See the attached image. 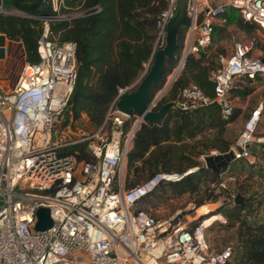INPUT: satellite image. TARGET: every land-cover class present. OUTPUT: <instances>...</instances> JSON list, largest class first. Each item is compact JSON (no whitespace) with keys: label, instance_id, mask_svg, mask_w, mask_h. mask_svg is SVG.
Segmentation results:
<instances>
[{"label":"built area","instance_id":"obj_1","mask_svg":"<svg viewBox=\"0 0 264 264\" xmlns=\"http://www.w3.org/2000/svg\"><path fill=\"white\" fill-rule=\"evenodd\" d=\"M177 1L167 0L158 16V44L166 43ZM52 2L59 10L62 0ZM230 6L255 24L256 31L232 36L231 51L221 55V62L210 73L214 97L191 82L173 99L172 106L191 110L216 100L228 119L234 110L231 90L236 78L264 79V0H188L191 23L183 27L180 60L152 96V109H158L187 54H200L209 46L217 26L226 22ZM2 12L16 11L0 0ZM63 16L44 17L38 40L40 60L23 57L11 83L0 79V264H227L232 259V244L212 247L207 217L192 225L183 218L182 209L165 217L136 209L139 200L160 182L187 173L158 171L126 187L127 152L144 118L124 114L114 103L108 112L111 132L107 135L103 128L95 132L72 125L59 128L77 77L76 42L50 38L51 21ZM136 84L120 87L116 100ZM263 110L264 101L251 110L230 149L234 159L254 160V142H264V134L256 135ZM130 117L131 126L124 131V122ZM82 141L90 155L80 160L66 148ZM216 153L222 152L210 154ZM220 185L226 187L225 180ZM41 206L50 207L53 223L37 229Z\"/></svg>","mask_w":264,"mask_h":264},{"label":"trees","instance_id":"obj_2","mask_svg":"<svg viewBox=\"0 0 264 264\" xmlns=\"http://www.w3.org/2000/svg\"><path fill=\"white\" fill-rule=\"evenodd\" d=\"M4 4L20 12L0 13V29L10 38L24 43L30 61L40 60L38 40L43 34L44 17L64 14L51 21L50 38L76 42L77 77L61 115V127L75 126L79 122L90 132H95L110 124L108 112L112 105L117 104L119 88L138 80L145 63L154 61V52L158 48L157 20L167 6V0H62L59 10L54 8L52 0H4ZM225 15L227 20H235L249 35L257 29L232 6ZM183 40L182 27L176 56L166 59L161 80L151 88L152 96L164 86L177 65ZM215 66L204 50L199 55L188 53L157 108L178 98L181 89L191 82L214 97L215 85L210 73ZM242 78V81L235 82L231 98L245 99L254 91L253 82L256 80ZM240 114V109L234 105L232 115L226 119L220 103L212 100L191 110L170 106L160 120L142 121L127 152L126 187H132L158 171L187 173L179 179L160 182L139 200L136 209L150 210L139 204L150 202L155 205L152 202L154 194L165 188L176 194H198L197 206L218 201L227 191V187L220 185L223 174L235 159L226 168L213 170L202 162L201 157L214 150L227 152L231 149L236 138L229 136V125ZM132 120L133 117L125 120L124 131L130 128ZM66 151L75 152L80 160L90 155L84 141L70 145ZM239 186V191L230 193L231 197L235 198L238 192L244 193L243 185ZM245 199L244 205L235 203L229 207L223 202L215 210V213L222 212L227 217V225L237 228L232 259L227 264H264V219L250 220L245 215L246 210L261 208L263 200L253 195H245ZM212 215L214 212L191 224L196 225Z\"/></svg>","mask_w":264,"mask_h":264},{"label":"rangeland","instance_id":"obj_3","mask_svg":"<svg viewBox=\"0 0 264 264\" xmlns=\"http://www.w3.org/2000/svg\"><path fill=\"white\" fill-rule=\"evenodd\" d=\"M233 35L236 36H246L249 35L248 32L244 31L240 26L237 25L235 20H226L223 24L217 27V30L213 36L212 42L207 46L204 51L210 60H213L214 65H218L221 62V55L228 54L231 51V38ZM4 43V37L0 38V45ZM165 44H158V48L163 47ZM4 54L3 46L0 49V55ZM180 60V56H179ZM178 60V62H179ZM177 62V63H178ZM150 63L145 65L142 75L146 74L150 69ZM141 75V76H142ZM242 77L236 78L235 82L242 81ZM255 86L254 91L243 99L241 97H232L234 105L237 106L241 114L229 125V136L233 138H238L243 129L244 123L249 116L253 108L264 101V79L256 80L253 82ZM166 92V91H165ZM164 92V94H165ZM62 125V117L58 122L59 128ZM75 127L83 128L84 130L90 132L89 128H85L83 124L76 122ZM110 125V126H109ZM105 129L104 132L107 135L111 132V123ZM264 134V110L262 119L258 125L256 135ZM254 160L249 161L247 159H235L230 165L228 170L223 174V180H225L227 191L222 195V197L215 202H206L204 205H196V199L199 197L198 194H176L170 188H165V190H159L157 194H154L152 198V203H142L139 206H145L150 209V211L158 217H165L171 215L176 209H182L183 218L188 222H193L196 219L202 218L210 212H214V215H220L216 218L214 222L210 225L207 230V237L212 244V247L219 249L226 244H235L236 242V226H229L226 223L227 217L222 212L215 213V210L223 203L226 202L229 207H232L236 202L230 193H235L239 191V184L243 185L244 195H253L258 199H262L263 205L257 210H246L245 215L250 217V220H263L264 219V142L255 141L253 146ZM202 162L204 161V156L201 157ZM127 172V161L125 167V174ZM234 196V195H233ZM225 198V199H224ZM233 198V199H232ZM246 199H244L245 201ZM214 210V211H212ZM212 215V217L214 216ZM222 215L226 219L222 218ZM211 218V216H210ZM209 219V217H208Z\"/></svg>","mask_w":264,"mask_h":264},{"label":"water","instance_id":"obj_4","mask_svg":"<svg viewBox=\"0 0 264 264\" xmlns=\"http://www.w3.org/2000/svg\"><path fill=\"white\" fill-rule=\"evenodd\" d=\"M187 1H177V12L167 26L166 43L163 47L155 50L154 61L150 65L149 71L136 80V83H139L137 88L125 91L118 98L117 109L120 112L127 115L138 114L145 120L158 121L164 116L167 109L173 105V100H169L163 103L158 109H152L150 107V100L152 98L151 88L153 84L161 80L165 71L166 59L176 56L181 28L191 23V17L187 13ZM262 59L264 61V57ZM170 84L171 82L167 88ZM71 136L75 137L74 135ZM204 160L207 167L213 170H220L221 168H226L234 160V152L229 150L222 153L208 154L204 156ZM244 199L245 195L241 192H238L235 196V202L238 204L244 205ZM37 214L38 221L35 228L44 229L52 225L53 219L51 217L50 207L41 206Z\"/></svg>","mask_w":264,"mask_h":264},{"label":"crops","instance_id":"obj_5","mask_svg":"<svg viewBox=\"0 0 264 264\" xmlns=\"http://www.w3.org/2000/svg\"><path fill=\"white\" fill-rule=\"evenodd\" d=\"M15 11L17 13L20 12L19 10ZM1 36L4 37V43L2 45L4 54L0 55V79L7 84L15 79L20 62L23 57L27 58V53L25 45L21 40L12 39L3 31L0 34V38ZM2 46L0 45V49ZM7 46L9 49H7Z\"/></svg>","mask_w":264,"mask_h":264},{"label":"bare ground","instance_id":"obj_6","mask_svg":"<svg viewBox=\"0 0 264 264\" xmlns=\"http://www.w3.org/2000/svg\"><path fill=\"white\" fill-rule=\"evenodd\" d=\"M219 217H220V215H214L213 217L211 216V218L209 217V219L206 218V224H212L214 222V220L216 218H219Z\"/></svg>","mask_w":264,"mask_h":264}]
</instances>
